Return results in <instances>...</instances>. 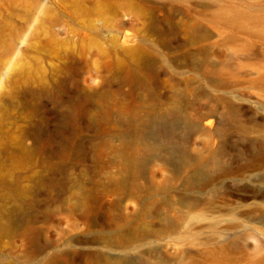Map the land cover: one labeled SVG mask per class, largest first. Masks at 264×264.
I'll use <instances>...</instances> for the list:
<instances>
[{"label": "rangeland", "instance_id": "374dc122", "mask_svg": "<svg viewBox=\"0 0 264 264\" xmlns=\"http://www.w3.org/2000/svg\"><path fill=\"white\" fill-rule=\"evenodd\" d=\"M55 251L264 264V0H0V264Z\"/></svg>", "mask_w": 264, "mask_h": 264}, {"label": "bare ground", "instance_id": "6f19581e", "mask_svg": "<svg viewBox=\"0 0 264 264\" xmlns=\"http://www.w3.org/2000/svg\"><path fill=\"white\" fill-rule=\"evenodd\" d=\"M181 112H183L181 109L174 106L168 107L165 103L152 102V104H147L145 98L130 106V110H126L129 115L127 125L130 128L131 136L128 142H125L122 137L118 138V145L114 148L116 157L123 164L125 170H129L134 163L143 159V152L157 151V145L153 138L155 132L166 125L162 119L165 116H175ZM195 126L197 127V125ZM84 198L85 193L80 194L76 207L87 212L89 205ZM67 262L76 263L73 253L55 251L45 256L41 264H65ZM81 264H121V259L110 255L98 260L96 255L90 254L85 255Z\"/></svg>", "mask_w": 264, "mask_h": 264}]
</instances>
